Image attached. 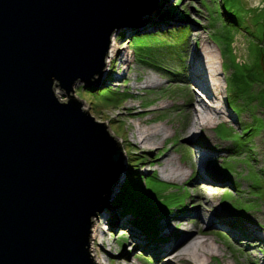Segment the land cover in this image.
<instances>
[{"label":"rangeland","instance_id":"374dc122","mask_svg":"<svg viewBox=\"0 0 264 264\" xmlns=\"http://www.w3.org/2000/svg\"><path fill=\"white\" fill-rule=\"evenodd\" d=\"M178 1V7L170 12ZM204 1L207 8L200 0H156L160 6L139 17L142 25H128L112 33L117 51L110 62L105 61L99 81L98 74L91 80V86L103 91L91 92V86L76 82L70 93L83 110L106 123L124 152L127 148L133 153L136 159L131 161L139 162L142 180L154 174L159 181L171 184L158 187L159 194L150 197L161 211L171 212L165 217L155 213L154 218H160V238L153 241L133 226L120 208L111 206L130 161L125 155L108 206L92 218L100 233L94 245L105 264H164L167 258L172 264H189L179 263L175 254L164 259L158 252L163 229L172 238L182 236L178 219L183 216L190 218L192 236L212 242L201 256L202 264H264V0H231L232 9L228 0ZM222 2L234 19L225 18ZM213 3L219 14L213 12ZM184 25L189 28L166 32ZM121 32L125 34L118 39ZM143 35L148 36L133 46L146 62L136 59L129 42ZM213 49L219 54L217 65L212 60ZM201 57L206 61V74L200 68ZM197 73L207 91L191 84L192 74L195 77ZM54 90L60 101H67L63 89L55 86ZM196 99L204 107L211 102L223 111L212 115L215 122L211 127L199 129L197 139L210 147L207 152L193 145L185 133L196 126L192 109ZM195 107L200 108L199 104ZM144 135L155 143L142 144L140 136ZM200 154L202 163L197 157ZM168 160L181 162L184 174L172 177ZM232 182L239 185L238 192L232 189ZM229 200L238 211L228 207ZM213 216L217 223L210 224ZM108 219H112L110 227Z\"/></svg>","mask_w":264,"mask_h":264},{"label":"water","instance_id":"95a60500","mask_svg":"<svg viewBox=\"0 0 264 264\" xmlns=\"http://www.w3.org/2000/svg\"><path fill=\"white\" fill-rule=\"evenodd\" d=\"M152 7L0 0V264H95L92 218L108 206L124 150L70 93L99 81L112 33L142 25Z\"/></svg>","mask_w":264,"mask_h":264},{"label":"bare ground","instance_id":"6f19581e","mask_svg":"<svg viewBox=\"0 0 264 264\" xmlns=\"http://www.w3.org/2000/svg\"><path fill=\"white\" fill-rule=\"evenodd\" d=\"M157 5L158 4L156 3V6ZM158 6H160V4ZM152 9L156 10V7H152L151 10ZM145 19H147V18L145 17ZM147 21H148V19H147ZM116 51H117V44H116V42L114 41V38H113L112 41H111V45L109 46V51H108V53H107V55L105 57V61L106 62H110L111 59H112V56L115 54ZM212 60H213L214 63H216V65L219 64V54L214 49H213V54H212ZM199 62H200V68H201L202 72L205 73L204 70L206 69L205 68L206 61H204V59L201 57V58H199ZM191 84L192 85H196V86H200V87H202L206 91L208 90L207 87L202 86L203 79H201V76L198 73L195 74V77H194V74H192ZM219 84H220L219 81L215 83L216 89H219ZM195 104H199V107H200L199 109L200 110L195 107ZM207 104L208 103H206V106H207ZM209 104H208V107H204L203 106L204 104L202 105L196 99L195 103L192 104V109L196 113V118L194 120V125L196 124V126H195L194 129L187 128L185 130L186 131L185 133L188 134V136L191 139V142L193 143V145L197 146L198 148H200L204 152L209 151L210 150V147H208L204 143H201L200 141H198L197 136H198V133H199V129L209 127L213 122H215V119L212 117V115L213 116H214V114L218 115L220 112H223L218 107V105H214L211 102H209ZM204 112H207V115H205ZM155 130L157 131V129H155ZM144 133H145V130H144ZM140 138H141V143L142 144H145V145H148L149 146V145H153L155 143L154 140L151 141V139L149 138L148 135L140 136ZM123 154H124V156H123V162L125 163V161H126L125 155L126 154H125V152ZM197 157L200 158L201 163H202V161L204 160V156H202V154H200V156L197 155ZM168 162H169L168 163V166H170V168L168 170H169V173H170V175L172 177L175 178L177 176H182L184 174L183 172H184L185 169L181 165V162H178V161L177 162H172L170 160H168ZM166 170L164 169V172H166ZM185 174H186V171H185ZM113 192H115V191H113ZM200 198L202 200H204V202H205L206 205H210L209 203L206 202L204 196H201ZM189 220H190V218L188 216H183V217H181V218L178 219V222H179V224L181 223V227H182V231H180L182 236H180L179 238H176V237H178L176 235H175L176 236L175 237L176 239L175 238H172L171 235H170V233H168L164 229L162 230L163 237L161 239H163V238L164 239H163V242L161 243V245L159 246L158 252H160V255L162 257H164V259L166 257L172 255V254H175L174 257H178L177 259H178L179 263L180 262H187L189 264H200L201 263V256L204 255L206 252L209 251L212 242L209 243V242H207L206 239H198V238L192 236L191 235L192 230H190V229H192V227H190L189 224H188V221ZM209 223L210 224L217 223L216 218L214 216L212 218H210ZM98 231L99 230L97 228V223L96 222H93V224L91 226L90 239H89L90 240L89 251H90L91 256L93 257V260H94L95 264H105L104 263V260L97 254L96 246L94 245V240H95L96 236L99 233ZM198 233L205 234V233L199 232V231H198ZM251 235L258 239V235L256 233H252ZM150 246H152V245H150ZM163 263L164 264H172L171 258H167V260L166 261H163Z\"/></svg>","mask_w":264,"mask_h":264},{"label":"trees","instance_id":"16d2710c","mask_svg":"<svg viewBox=\"0 0 264 264\" xmlns=\"http://www.w3.org/2000/svg\"><path fill=\"white\" fill-rule=\"evenodd\" d=\"M225 0H223L224 2ZM201 4L207 8V6L205 5V1L204 0H200ZM211 2H213L211 0ZM223 2L221 3V10L222 13L224 14L225 18L228 19H234V15L230 14L223 4ZM180 3V1L176 2L174 4L173 7L170 8V12H173L177 7L178 4ZM228 5L229 8L232 9V1L228 0ZM213 12L215 14H219L218 12V6L217 4L213 3ZM184 9V8H182ZM183 13H186V9H184L182 11ZM210 12V11H209ZM172 15V13H171ZM181 17H184L186 15L182 14L180 15ZM211 16V14H210ZM189 28V25H184V26H177L176 28H173V30H168L166 31L168 34L173 33V32H179L182 29H186ZM125 32H121L119 38H122L124 36ZM161 34H163L161 32ZM148 36V35H146ZM145 35L143 36H134L133 37V41H129L130 45L132 44V50L136 56V59H138L141 62H146L142 57L140 58L139 56L136 55L133 43L135 41L138 40H143L145 39L144 37H146ZM140 44L143 45V43L140 42ZM156 64V63H153ZM152 65V64H150ZM157 65V64H156ZM154 65V66H156ZM156 67H159L156 66ZM162 69H165L166 71H168L167 68L162 67ZM170 71V70H169ZM174 72V71H172ZM106 89H109L110 87L106 86ZM89 91L91 92H96V93H100L103 91V89L101 90H97V88L95 86H91L88 88ZM150 105V104H149ZM219 125V124H218ZM217 125V126H218ZM216 126V127H217ZM250 132V131H249ZM125 153L128 159H130V161L127 163L126 162V168L124 171V180L122 181L118 192L116 193L114 199L111 202V206L113 207L112 209H118L120 208L122 211V215H126L130 220V223H132L133 226H135L138 230H140L141 232H144L145 235H147L148 237H151V239H153V241L157 240L160 238L159 236V231H158V227H157V220H159L160 218L156 217L154 218L155 213H160V217H165L166 215H168L171 212H165V211H161V209L157 206L156 203H153L151 200V196L153 195H157L159 194V192L157 191V189H159L158 187L160 186H164V187H168L171 186V184L163 182V181H159L158 178L156 177V175L152 174L151 176H149V178L143 179L142 180V175L138 172V164L139 162H133L131 160H135L136 157H134L130 152L129 149L125 148ZM136 154V153H134ZM224 161V159H222ZM223 164H221L222 166ZM220 168V172L224 173V175H227V171L225 169H223L222 167ZM127 169V170H126ZM232 189H234V191L239 190V185H237L235 182H232ZM159 185V186H158ZM228 193V192H226ZM228 198L231 196H227ZM232 198V197H231ZM222 200H227L225 198H222ZM230 205V206H229ZM229 205L228 207L232 210L238 211L235 206H233L232 201L229 200ZM239 212H241V210H239ZM108 223V227L112 226V219H108L107 221ZM263 229H264V225H262ZM222 235V234H221ZM225 233H223V237H224Z\"/></svg>","mask_w":264,"mask_h":264}]
</instances>
